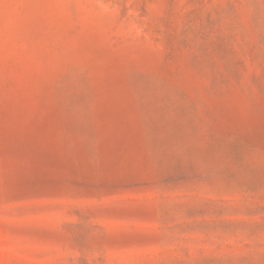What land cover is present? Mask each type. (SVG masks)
Masks as SVG:
<instances>
[{"label":"rangeland","instance_id":"374dc122","mask_svg":"<svg viewBox=\"0 0 264 264\" xmlns=\"http://www.w3.org/2000/svg\"><path fill=\"white\" fill-rule=\"evenodd\" d=\"M0 264H264V0H0Z\"/></svg>","mask_w":264,"mask_h":264}]
</instances>
